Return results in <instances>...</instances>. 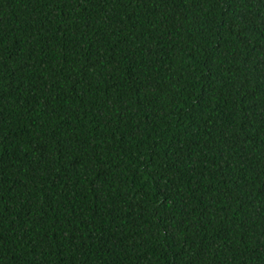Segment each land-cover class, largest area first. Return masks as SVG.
I'll list each match as a JSON object with an SVG mask.
<instances>
[{
	"label": "trees",
	"instance_id": "trees-1",
	"mask_svg": "<svg viewBox=\"0 0 264 264\" xmlns=\"http://www.w3.org/2000/svg\"><path fill=\"white\" fill-rule=\"evenodd\" d=\"M0 264H264V0H0Z\"/></svg>",
	"mask_w": 264,
	"mask_h": 264
}]
</instances>
